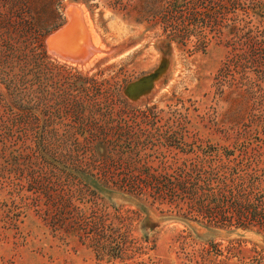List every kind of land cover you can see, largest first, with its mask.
Segmentation results:
<instances>
[{
	"label": "rangeland",
	"instance_id": "obj_1",
	"mask_svg": "<svg viewBox=\"0 0 264 264\" xmlns=\"http://www.w3.org/2000/svg\"><path fill=\"white\" fill-rule=\"evenodd\" d=\"M0 264H264V0H0Z\"/></svg>",
	"mask_w": 264,
	"mask_h": 264
},
{
	"label": "water",
	"instance_id": "obj_2",
	"mask_svg": "<svg viewBox=\"0 0 264 264\" xmlns=\"http://www.w3.org/2000/svg\"><path fill=\"white\" fill-rule=\"evenodd\" d=\"M75 9L77 8L74 6H70L66 10L68 21L47 37L46 45L47 48L52 52L57 50L66 52L68 57L79 54L80 49L78 47V44H75V41L72 40L73 38H70L71 35L76 38V35L79 31L78 27L80 26V20L74 13ZM69 42L71 44L68 45ZM92 52L94 53L95 51L90 50V54H93ZM88 58L89 54L84 56L82 61ZM166 64L167 63L165 60H161L158 67L153 72L127 84L123 90L124 96L132 102H137L141 98L147 96L154 88L155 83L165 72L167 66Z\"/></svg>",
	"mask_w": 264,
	"mask_h": 264
},
{
	"label": "flooded vegetation",
	"instance_id": "obj_3",
	"mask_svg": "<svg viewBox=\"0 0 264 264\" xmlns=\"http://www.w3.org/2000/svg\"><path fill=\"white\" fill-rule=\"evenodd\" d=\"M155 86V85H154ZM153 89L151 90V92L141 98L140 100H143V99H147L150 97V94L152 93ZM166 109L164 110H170L171 108H168L165 106ZM177 110L180 111V107L176 108ZM145 110L146 112H149V115L152 116L153 118H156L157 115H154L153 112H156L158 111V106L156 105H146L145 106ZM172 115H169L168 114V118L171 117ZM180 116V115H179ZM166 119V120H160V121H155V120H152L150 121L149 123H151V126H155L157 129L159 128H163V131L160 132V136H157V141L158 142H162L161 144L163 146H166L169 149L171 150H174V151H177L178 153H180V120L178 121H173V120H169V119ZM214 152L215 151V147H209V149L207 151H204V153H211V152Z\"/></svg>",
	"mask_w": 264,
	"mask_h": 264
},
{
	"label": "bare ground",
	"instance_id": "obj_4",
	"mask_svg": "<svg viewBox=\"0 0 264 264\" xmlns=\"http://www.w3.org/2000/svg\"><path fill=\"white\" fill-rule=\"evenodd\" d=\"M77 10V9H76ZM74 11V13H75V15H76V17H78L79 18V15H81V13H79V12H77V11ZM79 11V10H78ZM81 12V11H80ZM81 17V16H80ZM82 19V18H81ZM79 20H80V18H79ZM80 23V26L78 27L79 28V31H78V34L76 35V38L75 37H73V35H71V39L73 40V41H75V44H78V47H79V49H80V52H79V54H77V55H74V56H72L73 57V59H75L76 61L75 62H77L78 61V63H81V64H83V63H86L87 61H89L90 59H91V57H94L95 56V53H97V52H101L102 50H101V48L98 46V44H96V46L97 47H94V45H91L90 43H89V37H88V35H87V33H86V31H85V27H84V25H82L81 24V22H79ZM71 41V40H70ZM69 44H71L70 42L68 43V45ZM90 50H92V51H95L93 54H90ZM62 53H64V52H61L60 54L61 55H59L58 54V56L59 57H62ZM65 55H66V53H64ZM89 54V58L88 59H86V60H84V61H82L83 60V58H84V56H86V55H88ZM91 55V56H90ZM100 56V54H97V56ZM98 56V57H99ZM63 59H65L64 57H62ZM68 58V57H67ZM95 58H97V57H95ZM95 58H92V59H95ZM67 60V59H66ZM69 60V59H68Z\"/></svg>",
	"mask_w": 264,
	"mask_h": 264
}]
</instances>
